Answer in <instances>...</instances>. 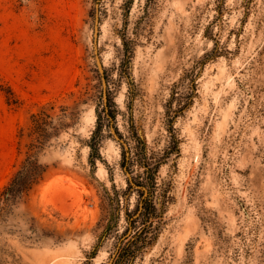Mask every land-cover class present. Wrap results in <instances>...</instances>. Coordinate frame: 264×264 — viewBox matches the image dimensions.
I'll use <instances>...</instances> for the list:
<instances>
[{"label": "rangeland", "instance_id": "1", "mask_svg": "<svg viewBox=\"0 0 264 264\" xmlns=\"http://www.w3.org/2000/svg\"><path fill=\"white\" fill-rule=\"evenodd\" d=\"M31 155L0 264H264V0H0V191Z\"/></svg>", "mask_w": 264, "mask_h": 264}, {"label": "trees", "instance_id": "2", "mask_svg": "<svg viewBox=\"0 0 264 264\" xmlns=\"http://www.w3.org/2000/svg\"><path fill=\"white\" fill-rule=\"evenodd\" d=\"M41 114L43 111H40L34 115V133H38ZM41 142V141H40ZM43 142H41L42 144ZM34 156V155H31ZM45 168L38 163V158L35 155L34 159L31 161L25 160L24 164L15 172L14 176L11 178L10 182L3 187L0 191V204L3 202L5 205H9L12 202L16 201L22 195L27 194L29 190L39 183L43 177ZM157 215V205L154 199L147 198L144 201L143 208L139 212L136 220H134L133 226L135 227L136 222L139 220L140 228H136L133 239L129 244L124 246L122 256H134V252L137 249H140L146 242L151 241L156 233L157 222H153L150 219L155 218Z\"/></svg>", "mask_w": 264, "mask_h": 264}, {"label": "water", "instance_id": "3", "mask_svg": "<svg viewBox=\"0 0 264 264\" xmlns=\"http://www.w3.org/2000/svg\"><path fill=\"white\" fill-rule=\"evenodd\" d=\"M96 22H97V20H96ZM94 38H95V40H94V43H93V50H94V53H95V56H96V66H97V68H98V71L102 74L103 73V69H102V66H101V61H100V59L98 58V56L96 55V43H97V40H96V38H97V34H96V26L94 27ZM105 84V82H104V78H103V85ZM104 98H105V94H104ZM111 131H112V133L115 135V133H114V131H113V129H111ZM115 137L116 138H118L117 137V135H115Z\"/></svg>", "mask_w": 264, "mask_h": 264}]
</instances>
